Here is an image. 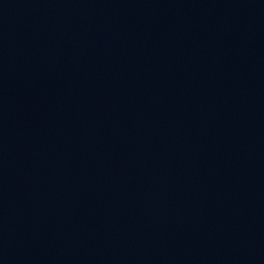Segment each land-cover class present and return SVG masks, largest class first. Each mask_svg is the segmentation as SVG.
I'll return each mask as SVG.
<instances>
[{
    "label": "water",
    "instance_id": "95a60500",
    "mask_svg": "<svg viewBox=\"0 0 264 264\" xmlns=\"http://www.w3.org/2000/svg\"><path fill=\"white\" fill-rule=\"evenodd\" d=\"M0 264H264V0H0Z\"/></svg>",
    "mask_w": 264,
    "mask_h": 264
}]
</instances>
